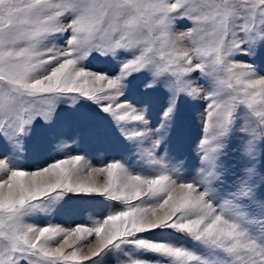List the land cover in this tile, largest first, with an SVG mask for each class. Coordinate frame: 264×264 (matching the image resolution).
<instances>
[{
  "label": "snow or ice",
  "instance_id": "1",
  "mask_svg": "<svg viewBox=\"0 0 264 264\" xmlns=\"http://www.w3.org/2000/svg\"><path fill=\"white\" fill-rule=\"evenodd\" d=\"M0 264H264V0H0Z\"/></svg>",
  "mask_w": 264,
  "mask_h": 264
},
{
  "label": "rangeland",
  "instance_id": "2",
  "mask_svg": "<svg viewBox=\"0 0 264 264\" xmlns=\"http://www.w3.org/2000/svg\"><path fill=\"white\" fill-rule=\"evenodd\" d=\"M94 163H95V161H94ZM63 219H67V217H64Z\"/></svg>",
  "mask_w": 264,
  "mask_h": 264
}]
</instances>
